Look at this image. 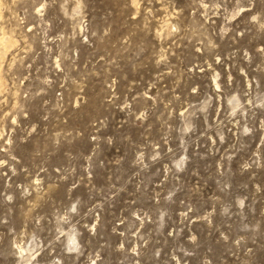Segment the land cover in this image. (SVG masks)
<instances>
[{"label": "rangeland", "instance_id": "obj_1", "mask_svg": "<svg viewBox=\"0 0 264 264\" xmlns=\"http://www.w3.org/2000/svg\"><path fill=\"white\" fill-rule=\"evenodd\" d=\"M0 34V264H264V0H0Z\"/></svg>", "mask_w": 264, "mask_h": 264}, {"label": "bare ground", "instance_id": "obj_2", "mask_svg": "<svg viewBox=\"0 0 264 264\" xmlns=\"http://www.w3.org/2000/svg\"><path fill=\"white\" fill-rule=\"evenodd\" d=\"M11 43H12V39L10 37H5L4 35L0 36V48L3 49V50H0V57H3L4 53L8 51L7 50V49H9L8 46Z\"/></svg>", "mask_w": 264, "mask_h": 264}]
</instances>
